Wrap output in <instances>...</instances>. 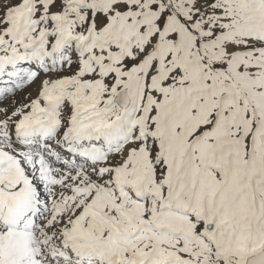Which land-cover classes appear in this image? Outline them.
Here are the masks:
<instances>
[{
	"label": "snow or ice",
	"instance_id": "obj_1",
	"mask_svg": "<svg viewBox=\"0 0 264 264\" xmlns=\"http://www.w3.org/2000/svg\"><path fill=\"white\" fill-rule=\"evenodd\" d=\"M0 264H264V0H0Z\"/></svg>",
	"mask_w": 264,
	"mask_h": 264
}]
</instances>
